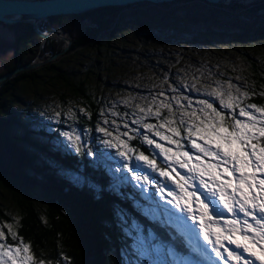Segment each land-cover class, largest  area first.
<instances>
[{
    "label": "trees",
    "instance_id": "1",
    "mask_svg": "<svg viewBox=\"0 0 264 264\" xmlns=\"http://www.w3.org/2000/svg\"><path fill=\"white\" fill-rule=\"evenodd\" d=\"M192 2L200 4L185 5V16L181 15L179 18L175 15L174 8H170L171 5ZM146 5L164 8L159 9L157 16L150 18L156 23V27L160 20L163 21L161 25L166 26L168 20L179 22L189 18L196 21L208 20L216 26L228 25L230 28L224 33L212 30L218 35V39L226 40L223 48L208 43L210 40L202 31L196 34L200 35L199 38H193L209 48L208 62L214 65L215 69L223 71L224 75L235 77L238 64L244 61L241 72L250 81L247 89L256 93L248 101L264 105V95H260L264 92V70L261 68L264 62V46L256 47L255 44L260 41L261 44L264 43V25L259 29L255 28L256 19L264 18V0L256 1L248 7L240 3L225 7L208 4L202 0H176L162 4L141 2L124 7L108 6L81 14L49 17L61 21L60 27L72 34L76 23L87 22L89 25H85L82 34L74 40L64 56L31 72L17 74L9 82L11 86H5L1 90L4 93L9 92L18 81L26 77L36 81L38 70L52 73V78L60 82L65 89L82 97L87 114L77 112L75 121L79 126L85 127L89 134L88 146L98 154L93 157L86 152L77 154L66 151L62 142L58 141L62 123H55L54 127L48 129L41 119L38 121L25 118L22 112L16 113L12 104L6 102L7 95L0 94V189L2 196L6 194L10 198L13 214L11 216L8 208L0 201V227L7 236V242L16 243L6 227L7 223L12 225V230L19 237H23L25 243L30 244L35 258L43 259L45 264H125L123 249L126 244L131 243V237L125 235L123 228H131L133 221L145 233L151 230L160 240L172 242L170 232L174 233L175 230L162 226L159 221L144 213V207L150 205V202L133 186L134 183L121 185L119 193L110 187L113 183V177L109 173L110 166L107 165L106 158L101 159L100 145L96 143L95 136L97 126L102 122L101 103L85 86L89 77L107 82L110 72L121 73L124 70H133L134 67L156 75L162 73L161 58L167 59L169 63L176 59V55L164 56L148 50L144 42L150 40L160 43L157 35L150 36L140 30V24L143 22L136 17L138 15L133 20L134 18H129V14L124 13L126 9L137 10ZM244 15L249 16V21L251 19L248 27L242 24L245 21L243 18H246ZM128 19L131 21L127 22ZM19 24L29 29L30 36L24 38L20 34L16 43L18 62L12 63L9 69L32 61L38 53V48L33 49L28 40L34 37L39 39L32 25ZM167 30L170 28L167 27ZM248 41L255 47L250 46L247 49L248 44L244 43ZM126 44H131L137 49L133 52V60L123 56L120 51L124 50L123 45ZM87 46L91 49L90 52L83 50ZM62 47V40H52L40 54L45 56L46 51L53 54ZM161 48L162 51L165 50ZM182 48H185L184 53L195 54L192 49L186 51L187 47ZM66 56L74 58V68L62 69L57 65V62ZM202 56L201 54L199 57ZM236 58L239 60L238 64H235ZM173 66L175 63L165 65L164 69ZM75 68L79 69L82 76L77 75ZM132 144L149 154V148L138 138L132 140ZM64 169L86 176L93 184L99 186V191L87 185L79 187L71 183L67 175L60 171ZM153 191L152 189L151 195L155 198L156 193ZM117 210L123 213L126 224H121L116 216ZM192 257L202 262L200 256L193 254Z\"/></svg>",
    "mask_w": 264,
    "mask_h": 264
},
{
    "label": "snow or ice",
    "instance_id": "2",
    "mask_svg": "<svg viewBox=\"0 0 264 264\" xmlns=\"http://www.w3.org/2000/svg\"><path fill=\"white\" fill-rule=\"evenodd\" d=\"M216 84L203 90L219 101V109L207 99L200 100L199 107H192L191 100L181 104L174 98L179 105L174 108L171 102L154 98L146 106L136 105L133 123L143 132L141 127L119 132V125L113 131L105 126L96 129L103 134L96 143L115 149L129 162L123 167L131 173V179L118 174V168L111 171L112 190L119 193L121 185L134 180L133 186L150 202L144 213L175 230L170 232L172 242H165L151 230L145 235L135 221L131 228L124 227L125 235L131 237V243L123 249L125 264H152L145 257L162 244H167L169 257L176 258L178 264H188L193 254L209 261L215 258V264H264V105L246 103L256 93L241 91V86L231 80L226 85L219 81ZM79 111L87 114L86 109ZM65 115L76 119L72 109ZM60 116L59 111L55 112L58 122H62ZM149 117L157 123L146 122ZM108 123L105 119L104 124ZM111 123L116 125L115 120ZM61 135L66 151L96 156L88 146L87 130L83 136L74 128ZM138 137L149 147V154L131 143ZM157 157H162V163ZM107 158L112 159L110 155ZM133 160L135 164L130 163ZM147 169L164 181L150 178ZM66 175L76 186L87 185L99 191V186L82 174ZM153 183L159 200L147 193L146 185ZM116 216L122 225L127 223L121 211L117 210ZM6 227L16 243H8L0 227V264H45L43 259L35 258L30 244L12 230V225Z\"/></svg>",
    "mask_w": 264,
    "mask_h": 264
},
{
    "label": "rangeland",
    "instance_id": "3",
    "mask_svg": "<svg viewBox=\"0 0 264 264\" xmlns=\"http://www.w3.org/2000/svg\"><path fill=\"white\" fill-rule=\"evenodd\" d=\"M199 4L200 2H192L189 4L179 3L176 5H171L170 8H174L176 13L175 15H177V18H179L181 15L185 16V5L199 6ZM158 7L159 8L153 5H146L138 8L137 10L126 9L124 10V13L129 14V18H134L133 20H135V16L138 15L136 17H138V19L143 22L140 24V30L145 31L146 33L150 34V36L156 34L158 37L157 39L160 42L158 44H161L158 45L156 42H151L150 40L145 41L144 43L148 46L147 49L164 56L176 55V59H173L172 61V63H175V66L164 69L165 65L169 66L172 63H169L167 59L161 58L162 60L160 61V66L162 73H157L156 75L138 67H134L133 70H124L121 73L116 71L110 72L107 82L97 81L93 77H89L85 83L88 91L91 92L95 96L96 100L100 101L101 103L100 118L102 122L98 126H105L109 129V131H113L117 125H119V132H127L130 130V128L141 127L140 125L133 123V121L137 118L135 114L137 112L136 105L146 106L147 104L151 103L154 98L157 102L161 99L165 100L166 102H171L174 108H179V105L176 103V99H179L181 104H187L188 100H191L192 107H199V101L207 99L219 109L222 107L219 105V101L215 97L208 96L203 89L207 87L210 90L211 88L217 87V81L226 85L227 82L231 80L233 84H238L241 86V91L250 90L247 89L249 88L248 86L250 81L242 74L243 72H241L245 65L244 61L243 63L241 61L240 64H238L239 60L237 58L235 59V64H238L236 68L238 69V72L235 77L224 75L223 71L215 69L214 65L208 62L207 55L209 53V48L204 43L198 42L193 38L194 36L195 38H199L200 35L196 36V34L197 32L202 31L205 37L209 38L210 42L208 43H210L212 46L215 44L216 46L223 48L226 40H224V38L218 39V35L213 33V31L224 33L225 30L230 28L228 25L220 24L216 26L215 24L208 22V20L196 21L189 18L185 21L179 22L168 20L166 22V26L170 28V30H167L165 25H161L163 22L162 20L158 22V24H160L157 25V27L155 26L156 23L150 20L151 17L157 16V14L160 13L159 9L164 10V8L162 9L160 6ZM206 7L211 6L206 5ZM213 9L219 10L220 8ZM240 15L242 16L241 13ZM243 17L246 18H243L245 21L242 22V24H245L246 27H248V23L251 21V19L249 21V18H247L249 16L247 15H244ZM129 21L131 20L128 19L127 22ZM85 25L86 23L77 26V35L82 32ZM14 32L15 27L9 28L0 24V60H7L11 57V51L6 50L3 48V46L4 44L11 43ZM2 39L4 41H2ZM244 44H248L247 49H249L250 46L255 47V45L250 44L249 41L245 42ZM255 44L256 47H260L262 45L261 41L255 42ZM123 46L124 49L128 50V52H124L123 49H120L123 56L129 57L131 60H133V52L137 50L135 49L136 47L132 46L131 44H126ZM161 47H163L165 50L162 51ZM182 47H187L186 51L191 49L194 50L193 52L195 54L184 53L185 48ZM83 50H88L90 52L91 49L89 46H87L86 48H83ZM197 53L199 54L196 55ZM201 54L203 56L199 57ZM73 59L74 58L70 56H66L63 60L57 62V65L62 69L69 70L71 67H73V61H75ZM261 68L264 70V62H262ZM78 70V68H75V72H77V75L80 77L82 75H80V71ZM38 73L40 77L36 83H25L17 91H15L14 97L16 99H14L15 102L12 103V108L16 113L22 112L25 118L29 117L30 119H36L38 121L41 119V122L45 123L46 128L48 129L54 127L53 125H55V123H62L63 126L59 128L60 138L58 141H64L65 138L61 135L63 131L71 130L73 128L79 131L83 136V133L86 130L85 127L79 126L75 120L65 115L69 109H72L75 113H84L79 111V109L85 108L82 97L74 95V92L71 90L65 89L60 84V82L52 78V73L45 70H39ZM197 88H200L201 91L197 92ZM161 92L164 93V96L162 97L158 95ZM125 100H127V104L123 103ZM245 102L250 103L248 100ZM23 110H25V112ZM57 111L61 113L59 120L62 122H58L54 118L55 112ZM227 111L228 110H225V112ZM162 112L167 115L166 109H162ZM50 117L53 118L49 119ZM105 119L109 121L107 125L104 124ZM113 120L116 121V125L111 123ZM146 122L157 123L154 117H149ZM36 124L40 125V123ZM125 124H128L129 128H125ZM143 131L144 129L141 127V132ZM95 136L96 138H103V134L99 133L97 130ZM153 138L156 137L153 136ZM138 139L142 143L139 137ZM99 145L101 151L99 154H102L101 159L106 158L107 165L110 166L109 173L111 174L112 170L114 171L118 168L120 169L119 173L129 176L131 179V173H128L127 168L123 167V164L129 162L124 161L121 157H119L115 149H106L103 148L101 144ZM145 146L148 147L147 145ZM188 150L192 151L190 146ZM104 153L107 155H104ZM108 155H110L112 159H108ZM157 162L162 163V157H157ZM130 163L135 164L136 161L133 160ZM60 171H62L64 174L67 172H72L67 169ZM147 171L150 178L155 176L159 181H164V178L159 177L158 173H152L150 169H147ZM131 182L135 184L134 180ZM152 189L154 190L153 192L156 193V197L153 198V200L161 199L159 197L158 190L155 187V183L152 185H146V190L149 195H151ZM4 196H2V190L0 189V201L4 203L5 207H7L9 210L8 212H10L11 216H13L10 198L6 194ZM7 225H9V223H7ZM144 234L147 235L148 233L144 232ZM145 259L147 261H151L152 264H178L176 258L169 257L166 244H162L154 249H151ZM188 264H215V258L212 261L202 258V262L200 263L194 257H191Z\"/></svg>",
    "mask_w": 264,
    "mask_h": 264
},
{
    "label": "water",
    "instance_id": "4",
    "mask_svg": "<svg viewBox=\"0 0 264 264\" xmlns=\"http://www.w3.org/2000/svg\"><path fill=\"white\" fill-rule=\"evenodd\" d=\"M176 0H0V22L7 24L30 23L42 37L46 38L51 32L41 33L37 29L38 22L51 16L81 14L108 6L124 7L131 4L148 2L151 4H162ZM208 4L221 5L229 7L234 3H240L243 6H250L260 0H202ZM54 35L64 39L63 48L45 59L36 58L30 62L17 66L12 71L0 76V83L6 78L20 71H29L38 66L46 64L59 56H62L71 45L72 37L70 35H61L52 32Z\"/></svg>",
    "mask_w": 264,
    "mask_h": 264
},
{
    "label": "flooded vegetation",
    "instance_id": "5",
    "mask_svg": "<svg viewBox=\"0 0 264 264\" xmlns=\"http://www.w3.org/2000/svg\"><path fill=\"white\" fill-rule=\"evenodd\" d=\"M254 4V3H253ZM252 4V5H253ZM252 5H250V6H252ZM246 7H248V6H246ZM61 21H57V20H53V19H49V18H46V19H43L42 21H40V22H38V24H37V29L41 32V33H48V32H51L46 38H42L38 33H37V31L34 29V27L32 26V28H33V30L35 31V33L39 36V39H36V37H34V38H29L28 40H29V42L31 43V45H32V48L33 49H36V48H38V49H36L37 51H38V53L35 55V58L33 59V60H35L36 58H39V59H45V58H47V57H49V56H52L53 54H55V53H57V52H59V51H57V52H55V53H53V54H50V52L49 51H46V55L45 56H41V51H43L45 48H46V46H47V43L48 42H50V41H54V42H56V40H62L63 41V46H64V44H65V41H64V39L63 38H61V37H59V36H56V35H54L52 32H57V33H59V34H61V35H70L71 37H72V41H71V44L74 42V40H76L77 39V37L78 36H80L81 34H82V32H83V30H82V32L79 34V35H77V33H76V28H77V26L78 25H81V24H84V23H86V25H89L87 22H80V23H76L77 25H76V28H75V30H74V32H73V34L72 33H70L69 31H67L66 29H63V28H61L60 27V25H61ZM0 24H2V25H4L5 27H9V28H11V27H15V32H14V35H13V38H12V41H11V43L10 44H4V46H3V48H5L6 50H10L11 51V57L9 58V59H7V60H0V76L2 75V74H5V73H7V72H10V71H12L14 68H16L17 66H20V65H22V64H20V65H17V66H15V67H13V68H10L9 69V66L12 64V63H15V62H18V58H17V41H18V38L20 39V34H22L23 36H24V38L26 37V36H30V34H29V29L27 28V27H24V26H22L21 24H19V23H15V24H7V23H1L0 22ZM32 25V24H31ZM264 25V18H258V20L256 21V24H255V28H261V26H263ZM85 27V26H84ZM84 27H83V29H84ZM22 36V37H23ZM2 41H4L3 39H2ZM261 46H264V43L261 45ZM63 48V47H62ZM61 48V49H62ZM69 50V49H68ZM67 50V51H68ZM30 52H32L31 50H29ZM67 51L62 55V56H64L66 53H67ZM125 51H127L128 52V50L127 49H124V52ZM62 56H59V57H57L56 59H54V60H52V61H50V62H48V63H46V64H49V63H51V62H54L55 60H57V59H59V58H61ZM43 57H45V58H43ZM25 64V63H24ZM46 64H43V65H46ZM43 65H41V66H43ZM40 66H38V67H36V68H34V69H32V70H29V71H20V72H18V73H16V74H14V75H11V76H9L8 78H6L2 83H0V94H6L7 96H5V99H6V102L7 103H9V104H12L13 102H15V100L14 99H16L15 97H14V93H15V91H17L23 84H25V83H36L37 81H38V79H39V77H40V75L38 76V79L36 80V81H32V80H30V78L29 77H26V78H24L22 81H18L17 83H16V85L15 86H13V89L12 90H10L9 92H7V93H4L1 89L2 88H4L5 86H11L10 84H9V82L11 81V79L12 78H14L15 76H17V74H19V73H22V72H31V71H33V70H36V69H38ZM39 71V70H38ZM46 71V70H45Z\"/></svg>",
    "mask_w": 264,
    "mask_h": 264
}]
</instances>
